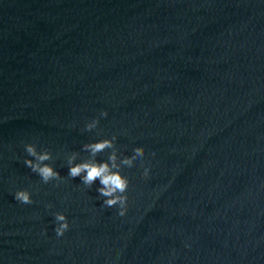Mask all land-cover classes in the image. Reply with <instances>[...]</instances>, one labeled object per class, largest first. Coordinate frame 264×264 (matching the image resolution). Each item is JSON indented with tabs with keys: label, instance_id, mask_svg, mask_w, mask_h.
Masks as SVG:
<instances>
[{
	"label": "water",
	"instance_id": "95a60500",
	"mask_svg": "<svg viewBox=\"0 0 264 264\" xmlns=\"http://www.w3.org/2000/svg\"><path fill=\"white\" fill-rule=\"evenodd\" d=\"M113 136L124 216L68 176ZM0 264H264V0H0Z\"/></svg>",
	"mask_w": 264,
	"mask_h": 264
},
{
	"label": "clouds",
	"instance_id": "9594fccd",
	"mask_svg": "<svg viewBox=\"0 0 264 264\" xmlns=\"http://www.w3.org/2000/svg\"><path fill=\"white\" fill-rule=\"evenodd\" d=\"M102 117H106L108 113L102 111L100 113ZM99 123L98 119H93L87 123L85 128L88 131L96 128ZM116 136L112 138L101 139L97 142L86 143L83 145V150L89 153L90 159H85L81 162H76L78 153H72L67 157L68 164V176L75 179L79 178L81 182L91 188L96 181H99L100 187L96 189L99 196L104 197L103 205L112 208L118 206L119 216H124L127 212L126 195L129 187V179L127 176L122 175L120 169L124 166L129 168L134 166L137 159H143L145 156V149L143 147H136L133 149L131 156H124L121 158L117 154L115 146ZM111 149V153L106 161L98 162L95 157L105 151ZM27 154L34 159H28L25 161L27 167L32 172L36 173L44 183H48L52 180H60L61 176L50 164L45 163L52 159L50 151L45 150L38 152L34 144L25 145ZM119 159V162H117ZM143 175L145 178L149 175V169L145 168ZM15 199L23 204L33 203L31 199V193L28 190H18L15 193ZM55 220L58 226L54 229L57 236H63V234L69 229V223L67 218L62 213H57Z\"/></svg>",
	"mask_w": 264,
	"mask_h": 264
}]
</instances>
